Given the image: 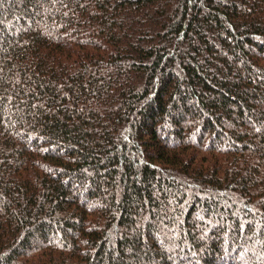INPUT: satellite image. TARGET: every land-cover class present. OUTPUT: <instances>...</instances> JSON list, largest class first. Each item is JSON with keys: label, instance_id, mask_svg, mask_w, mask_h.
Here are the masks:
<instances>
[{"label": "trees", "instance_id": "1", "mask_svg": "<svg viewBox=\"0 0 264 264\" xmlns=\"http://www.w3.org/2000/svg\"><path fill=\"white\" fill-rule=\"evenodd\" d=\"M0 264H264V0H0Z\"/></svg>", "mask_w": 264, "mask_h": 264}]
</instances>
